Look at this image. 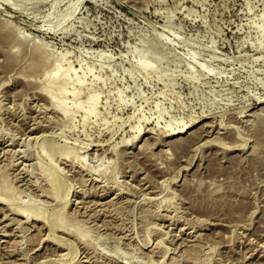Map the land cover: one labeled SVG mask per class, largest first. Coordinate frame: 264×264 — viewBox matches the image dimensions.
<instances>
[{"label":"rangeland","instance_id":"374dc122","mask_svg":"<svg viewBox=\"0 0 264 264\" xmlns=\"http://www.w3.org/2000/svg\"><path fill=\"white\" fill-rule=\"evenodd\" d=\"M0 264H264V0H0Z\"/></svg>","mask_w":264,"mask_h":264},{"label":"bare ground","instance_id":"6f19581e","mask_svg":"<svg viewBox=\"0 0 264 264\" xmlns=\"http://www.w3.org/2000/svg\"><path fill=\"white\" fill-rule=\"evenodd\" d=\"M70 11H71V9H70ZM154 32V31H153ZM157 36V35H156ZM160 41H162V42H165V41H163L159 36L157 37ZM167 43H165V45H166ZM37 56V55H36ZM39 57V56H38ZM60 71V69H59V67H57L56 68V70L54 71V73H57V72H59ZM53 73V74H54ZM64 79H50V78H48L47 79V82H46V85H44L43 87H42V89L45 91V92H48L47 93V95L48 94H50V95H52L51 93V91H53L52 89H54L55 90V88H52V83H55V85L57 84V86H55L54 85V87H57L59 90H60V93L61 92H63L64 91V88H65V85H64ZM54 92V91H53ZM49 95V96H50ZM55 95V94H54ZM52 97H55V96H51V98ZM57 105V104H56ZM55 172V171H54ZM51 173H52V171H51ZM6 175V174H5ZM49 175H50V172H49ZM51 177V178H50ZM50 177L48 178V180L50 179V182H51V184H52V187L50 186V189L52 188L53 190L51 191L50 189V191L53 193H55V191H57L60 187H58V184H56V180H57V178H56V176L55 175H50ZM3 181H5V180H3ZM50 184V185H51ZM20 210V209H19ZM33 210V209H32ZM35 211V210H34ZM40 210L38 209V211L37 212H35V213H33V212H31L29 209L27 210V208H23V210H22V212H24V213H26V215L27 216H30L31 214H33V215H35V216H39L40 215V212H39Z\"/></svg>","mask_w":264,"mask_h":264}]
</instances>
